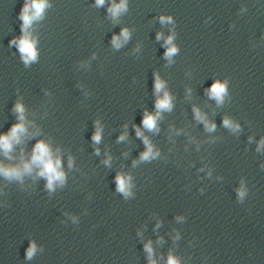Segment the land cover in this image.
I'll return each instance as SVG.
<instances>
[{
  "label": "water",
  "instance_id": "95a60500",
  "mask_svg": "<svg viewBox=\"0 0 264 264\" xmlns=\"http://www.w3.org/2000/svg\"><path fill=\"white\" fill-rule=\"evenodd\" d=\"M94 2L49 0L30 30L38 60L26 67L10 43L21 35L25 0H0V132L16 122L20 99L43 136L61 147L67 174L52 194L43 179L21 185L0 178V264H147L148 240L157 264L169 252L181 264H264V152L256 151L264 137V0H129L115 24L107 4ZM161 14L175 25L161 26ZM123 27L131 39L115 50L112 36ZM173 28L179 52L169 64L156 34ZM154 73L173 109L158 133L145 131L160 157L133 168L144 151L133 125L142 127L145 109L155 111ZM216 80L228 81L219 107L205 94ZM194 105L215 132L194 119ZM224 116L240 124L239 135L223 127ZM97 120L102 139L94 145ZM106 153L110 168L101 162ZM121 171L134 178L127 200L116 192ZM242 181L248 192L240 202ZM32 241L38 251L28 260Z\"/></svg>",
  "mask_w": 264,
  "mask_h": 264
},
{
  "label": "clouds",
  "instance_id": "9594fccd",
  "mask_svg": "<svg viewBox=\"0 0 264 264\" xmlns=\"http://www.w3.org/2000/svg\"><path fill=\"white\" fill-rule=\"evenodd\" d=\"M107 4V16L115 24L119 23L120 17L129 10V0H95L93 7L102 8ZM51 7L49 0H25V3L19 13V19L22 21L20 26L21 35L14 37L10 42L15 45L20 53L24 65L27 67L37 62L39 57L38 38L30 31L33 25L41 21L45 12ZM161 26L175 25L171 15L161 14L158 17ZM174 28L170 30V34L165 36L163 32H157L156 39L163 40L165 48L164 58L171 64L173 58L178 54L179 48L174 43ZM131 39V31L128 27H123L119 34H113L111 45L113 49L119 50ZM138 50V47H137ZM190 93V89L188 90ZM154 94L155 111L150 112L147 109L143 112L141 126L133 125L136 136L142 140L144 151L139 154L137 159L132 161V167L136 168L141 163H149L160 157V151L155 147L150 138L145 135V131L158 133L160 131L159 122L163 119V113L171 112L173 109V97L167 90L166 82L161 79L158 73H154ZM205 94L216 102V105L222 106L226 98H229L228 81H214L211 86L205 89ZM194 119L201 123L204 130L208 133L216 131V124L209 120L206 113L199 107L192 108ZM12 112L16 117V122L8 128L7 131L0 132V178L12 183L17 182L24 184L26 178L33 181L43 179L44 187L49 194L54 193L57 188H63L67 183V174L64 164V153L59 146H53L51 137L43 136V128L34 120L28 118L27 109L23 102L18 99L13 105ZM223 127L233 135H239L242 131L239 123L232 118L224 116L222 120ZM95 131L92 134V142L98 145L102 139V125L97 120L94 122ZM127 129V125L124 126ZM177 135L181 130H174ZM128 133L125 130L119 137L118 142L127 139ZM191 139V138H190ZM34 140L31 149H28L29 141ZM253 137H249L251 143ZM257 152H264V137L257 143ZM95 154L100 155V149L95 148ZM127 156V153H125ZM106 167L112 166V157L105 154V159L101 161ZM75 167V158L67 155V169L72 170ZM264 168V164L261 165ZM203 170V169H201ZM211 176V170L208 173ZM116 192L121 194L125 200L134 197L133 189L135 187L134 178L130 173L118 172L115 176ZM247 188L243 181L238 189H236L237 199L243 202L247 196ZM178 221L183 217H177ZM74 223H78L77 217L73 216ZM160 222L156 227L159 228ZM177 239L179 234H177ZM162 239V238H160ZM38 247L34 241L30 242L26 250V259L31 260L37 253ZM144 251L147 255V264H157L154 258V249L152 241L148 240L144 243ZM165 264H181L178 257L171 252L168 253Z\"/></svg>",
  "mask_w": 264,
  "mask_h": 264
}]
</instances>
